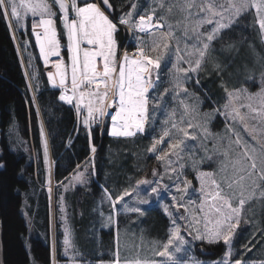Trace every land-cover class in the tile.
<instances>
[{"label":"snow or ice","instance_id":"obj_1","mask_svg":"<svg viewBox=\"0 0 264 264\" xmlns=\"http://www.w3.org/2000/svg\"><path fill=\"white\" fill-rule=\"evenodd\" d=\"M224 3L217 4L216 0H205V3L199 8V12L193 14L191 9L197 5L195 0H185L181 11L188 10V16H201L197 19L192 28L193 35L188 36L187 25L185 26L184 37L193 40L191 50L185 44L186 55H181L179 49L180 40L175 36L173 24L169 23L164 16L157 17L158 8L163 9L164 0H159L158 7H153L151 11L135 16L137 4L132 5V9L123 13L118 20L111 18L113 16V6L109 0H102L101 3L89 2L83 0H0V15L9 21H13L17 27L25 17L30 14L33 18V35L36 37V44L39 47V56L45 65L49 63V57L60 55V41L57 39L55 17L59 16L60 22L67 34L68 53L70 61V88L69 84V66L62 60H58L52 66L55 72H48V83L53 87H59V100L76 109L77 118L86 111L87 115L83 117V125L91 128L94 124H102L105 115L109 114V108H115V114L111 116L112 127L110 135L113 137H135L138 134H144L149 129L155 130V113L166 109L165 94L159 97L153 96L149 99L151 92L160 84V69L162 64H166L170 58L173 49L169 41L176 40L177 57L169 70L170 88L165 89V93L172 94L173 102H178L183 111L173 107L171 111L166 112V119L162 122V130L159 138L153 137L151 146L147 149L149 153L155 154L162 142L167 138L168 151L163 155H157V162L161 163L165 171L163 174L153 169V176H159V180L149 181L142 179L137 181L136 186L131 190H124L115 198L105 188L104 197L111 204L113 211L117 210L118 204H123V211L127 213H138L143 215L141 207H130L124 203L125 197L130 195L137 196V203L140 205L148 204L149 199L139 197V188L141 185H153L149 196L159 198L161 190L168 191V185L162 184L163 177L167 175L169 180L175 186V190L180 194L179 199L176 195L171 196L172 206L177 211H171L168 204H164V211L168 215L171 226L168 239L162 245V249L154 253L155 259H137L135 261H125L124 264H201L194 257L187 254L191 251L189 245L194 246L196 242L201 244H218L223 242L227 250L220 261H212L211 264H256L242 259L230 260L233 254V241L241 223L247 224L243 212L246 203L253 199H264V79L261 81V89L255 94H247V103H241L242 93H247L246 89L226 91V103L220 108L214 109L210 113H205L206 119L203 128L200 124H193V113H198V106H191L181 96L189 95L188 89L184 87L189 83L192 74H198L213 50V42L222 38V31L228 30L239 19L247 14L251 9H255L257 14V23L264 34V0H226ZM54 7L58 11L54 10ZM219 9V10H218ZM171 6L168 11L171 12ZM23 13V14H22ZM71 13V15H70ZM227 16V22L225 17ZM39 17L38 21L36 18ZM214 25L211 31L205 34L201 31L204 25ZM119 26H124L128 32L135 37L136 50L132 55L127 51L122 56L119 55V45L116 34ZM11 27V24L9 25ZM180 27L179 23L175 28ZM43 29V32L37 29ZM167 31H164V29ZM142 35L149 37L148 40L142 39ZM161 40L164 42L161 44ZM82 44L90 47L83 48ZM155 52L153 57L150 53ZM193 57L195 59H193ZM31 54H29L28 67H31ZM98 60L102 63V70L98 67ZM188 64V67H181V63ZM219 69V65L216 66ZM27 75V74H26ZM264 77V73H261ZM32 80L37 79L34 72ZM199 84V80L196 81ZM94 86V87H93ZM39 85L37 84V88ZM254 97H259V107H254L251 101ZM199 100V97H197ZM35 102V99L34 101ZM247 110V111H245ZM179 113V119H176ZM216 116H223L226 123V130L235 136L233 141L231 137L227 138L228 147L217 155L223 156L224 160L218 163L217 171L221 173V179L217 180V172H197L196 179L200 182L199 203L188 201L186 205L184 199L187 196L191 181H180V176L186 167L180 163L184 159L185 153L195 152L196 145L189 144V140L199 141L200 136L204 137L200 141L201 147L204 143L214 136L208 129V123ZM256 120L257 123L249 127V122ZM229 122H231L229 124ZM186 125V126H185ZM232 125H242L244 131L252 137L255 144L250 145L241 137ZM197 129L200 132L197 133ZM192 130V131H189ZM91 138V132H89ZM258 137H261L258 139ZM41 139L44 149L45 164L48 160V144L45 139L43 126H41ZM225 137H219V143H225ZM174 142H171L173 141ZM233 143L237 148L242 149L236 159L231 160V175H229L230 158L229 149ZM215 148V144H214ZM96 149L93 147L92 152ZM205 152L207 148L205 147ZM175 157V159H172ZM207 161H214L213 156H206ZM193 160L192 167L195 170L198 163ZM179 165V168L174 165ZM87 169V162L83 165ZM81 165H77L75 175L72 180L78 184H85L87 180L85 173L80 172ZM176 179L172 180V176ZM247 181V183H246ZM51 191V189H49ZM257 193L259 196L257 197ZM184 208V214L179 213V209ZM192 209L190 212L189 209ZM63 210V209H61ZM103 215V213H101ZM109 223L113 221L110 215L107 217ZM182 230L188 234L190 239L182 235ZM65 245H68L67 234ZM67 253V247L65 249ZM178 253H183L187 259L178 257ZM74 259V257L70 258ZM109 264H121L119 252L116 258L109 261ZM264 264V261L260 262Z\"/></svg>","mask_w":264,"mask_h":264},{"label":"rangeland","instance_id":"obj_2","mask_svg":"<svg viewBox=\"0 0 264 264\" xmlns=\"http://www.w3.org/2000/svg\"><path fill=\"white\" fill-rule=\"evenodd\" d=\"M112 4L115 8V15L111 18L118 20L119 17L132 9L133 4H137L138 7L135 12V16L138 19L139 15L145 14L146 12L151 11L153 7H158L159 0H112ZM19 2V0H17ZM49 3H52V0H48ZM89 2L96 3L98 0H89ZM100 2V0H99ZM78 3L82 4L83 0H78ZM101 3V2H100ZM196 7L191 9L192 13H198L199 8L205 3V0H195ZM217 4L224 3L225 7H227L226 0H216ZM185 4V0H164L163 9L157 10V17L164 16L167 21L173 24L175 29V36L179 38V49L181 55H186L185 53V44L189 46V50H191V45L193 44V40L186 39L184 37L185 26L187 25L188 36L191 37L193 35L192 28L195 26V22L197 19L202 18L201 16L193 15L192 17L188 16V10L185 9L181 11V7ZM102 6V4H101ZM171 6V12L168 11V8ZM103 7V6H102ZM55 11H58L57 8L54 7ZM219 10V9H218ZM23 14V13H22ZM71 15V13H70ZM39 17L36 18L38 21ZM8 29L10 31V35L12 40L15 42L18 56L23 64L25 73L27 74V78L30 80L29 87L32 89L31 80L32 74L35 72L37 74V79L35 80L38 83L39 80V72L38 66L36 64V60H38L43 68L44 76L48 83L47 73L55 72V68L52 66L58 60H62L66 65L69 66V88H70V61L68 59V40L67 34L61 24L62 32L66 38V54L67 58L64 59L61 47L59 49L60 55L59 57L52 56L49 57V63L45 65L44 61L39 56V47L36 44V37L33 35V18L30 14H28L25 19L21 22V25L17 27L13 21H9L6 19ZM227 22V16L225 17V21ZM179 23L180 27L178 29L175 28L176 24ZM11 24V27L9 25ZM214 25H204L201 31L205 34L211 31V27ZM123 28L127 33V42L129 43L132 39L135 44V47L129 49L125 44L122 48L118 49L119 55L122 56L125 51L128 52L129 55H132L136 50L135 37L132 36L128 30L124 26H119V28ZM248 30L250 32L249 38L250 41H246L249 47H235L236 55L232 56L227 51L229 50V46H232V43L229 40L230 34H236V32ZM37 31L43 32V29L38 28ZM57 39L59 30H57ZM164 31H167L165 28ZM118 35V33H117ZM144 40H148L149 37L146 35H142L141 37ZM117 39V36H116ZM161 44L164 42L160 41ZM256 43L259 44L261 50L256 48ZM170 47L173 49L170 58L166 64H162L164 68V73L160 76V84L158 87L151 92L149 99L153 96L159 97L161 94H165L166 100L165 105L166 109L162 111H157L155 113L156 120L155 124V133L152 129H149L146 133L149 135L147 139H141L138 135L135 137H114L120 140H126L129 145L131 143H135L139 145L138 150H130L129 148H125L124 154L111 153L110 161L115 164H119L118 171H114L111 169L110 173L107 174V187H105L99 181V186L94 192L93 183L98 180L96 177L97 173L94 168L95 164V153L92 152V148L96 149V146H92L91 148V156L87 160H83L78 165H81L79 171L85 173V178L87 183L78 184L72 180V177L75 175V170L77 169V165L67 174L66 178L60 181H55V172H54V161L51 153H50V145L45 132L43 121L41 120L40 126H43L45 139L48 144V160L49 164H45L44 160V149L41 139L42 151L38 153L36 149L24 138L21 131L18 129L17 125L14 124L9 130V135L7 132V138L9 142V146L15 152L20 153L25 156L27 163L26 167L32 165V174H29L26 178L28 182L35 181L36 184L32 185L30 189H27L23 195V206L21 207V213L24 217V222H26V249L28 255V261L26 264H41V262L37 261L30 249V241L33 239H38L49 247L50 250V264H109V261H112L116 258L117 251L119 252V259L121 264H124L125 261H135L137 259L145 260V259H155L160 260L161 258L155 257L154 253L162 249L163 243H165L168 239L169 229L171 226V221L168 215L164 211V204H168L172 206L171 196L176 195L179 199L180 194L176 192L175 186L169 177L165 175L162 180V184L168 185L169 190H161L159 198L156 196H149L151 192V187H155L153 184L149 185H141L139 188V197L149 199L148 204L140 205L137 203V196L130 195L125 197L124 203H127L130 207H141L144 214L140 215L138 213H127L125 214L121 209L123 208V204L117 205V210L113 211L111 204L104 197V189L106 188L111 194L112 197L115 198L116 195H119L124 190L131 191L137 184V181L142 179H147L149 181L159 180V176H153V169L156 168L158 172L161 174L164 173L165 169L161 163L157 162L156 156L163 155L165 151H168V140L165 138V141L162 142L159 150L153 154L149 153L147 149L151 146L153 137L159 138L162 130V122L166 119V112L171 111L173 107L180 109L182 112L183 109L178 102H173L172 94L165 93L166 88H170L169 84V70L172 68V64L176 61L177 57V43L176 40L169 41ZM33 46V47H32ZM83 48L90 47L87 44L81 45ZM212 51L209 53L208 58L204 62L203 67L200 69L198 74H192L191 81L184 85L185 88L188 89L189 95L181 96L180 99H183L185 103L191 106H198V113H193L192 115L195 117L192 119L193 124H200L201 128H203L204 123L207 117H205V113H210L216 108L222 109V106L226 103L227 96L226 91L233 90H242L246 89L247 93H242L241 103H247V94H255L261 89V81L264 77L261 76V73H264V34H262L259 24L257 23V14L255 9H251L247 14H245L242 18L239 19L238 23L234 24L228 30L222 31V38L213 42ZM217 51V52H215ZM215 52V53H214ZM29 54H31V67H28L29 63ZM153 57L157 55V53H150ZM216 55L217 57L213 56ZM37 56V58H36ZM193 59H195L193 57ZM217 65H219V69H217ZM162 66L160 71L162 70ZM181 67H188V64L181 63ZM98 67L102 70V63L98 60ZM46 69V70H45ZM230 71L225 73V71ZM32 73V74H31ZM217 73L216 75H212ZM236 77H235V76ZM200 78L206 80L207 82H213L212 91L215 93L216 99H212L211 96L207 93V90L203 88L202 82ZM199 80V84H196V81ZM48 85L52 89H57V98L59 100L60 89L59 87L53 88L49 83ZM34 93V91H33ZM35 94V93H34ZM199 97V100H197ZM259 97H254L251 103L254 107H259ZM207 102H206V101ZM60 101V100H59ZM63 102V101H61ZM65 103V102H63ZM73 109H76L72 106ZM247 111V110H245ZM107 115L103 118V123L94 124L91 126V129L96 128L99 133L102 135L106 130L108 135H110V130L112 127V119L111 116L115 114V108H109ZM87 115L86 111L79 118V125H83V117ZM77 118V113H76ZM176 119H179V113L177 114ZM78 121V118H77ZM231 122H229L230 124ZM256 120H252L249 122V127L256 124ZM186 126V125H185ZM208 129L212 134H219L218 136L210 137L205 143L204 147L199 146L200 141L204 140L203 136H200L199 141L189 140V144L196 145V149L194 153H191V159L189 158V153H185L184 159L180 163H184L186 165L183 175L180 176V181H184L185 179L191 181V185L189 187L187 196L184 199V203L187 205L188 201H195L197 204L200 200L199 189L200 182L196 179L197 172H217L216 179H221V173L217 171L218 163L224 160L223 156L217 155V152L223 151L228 147L227 138L231 137L234 141L235 136H233L230 132L226 130V123L223 116H216L214 119L208 123ZM233 128L236 129L243 137L245 141H247L250 145L255 144L256 142L252 140V137L249 136L247 132L244 131V127L242 125H232ZM260 127L264 128V125H260ZM31 129V127L29 128ZM192 131V130H189ZM197 133L200 132V129L196 130ZM153 132V134H150ZM111 136V135H110ZM225 137V143L221 145L219 143V137ZM113 137V136H112ZM10 138V139H9ZM122 138V139H121ZM261 137H258V139ZM171 142H174L171 141ZM215 144V148H214ZM205 147L207 148V152H205ZM242 149L237 148L233 143L232 147L229 149L230 158L227 163H229V175H231V160L236 159L238 154L241 153ZM96 152V151H95ZM2 153V149L0 146V156ZM130 153V154H129ZM206 156H213L214 161H207L205 159ZM130 157V159L123 160V158ZM172 159H175L173 157ZM195 160L196 162H200L204 160L203 163H198V167L194 170L192 167V162ZM87 162V169L83 166ZM129 165L131 168V172H127L125 174V180L122 183V179L124 177V173H120L122 166L124 169ZM3 165L0 162V169H2ZM174 167L179 168V165H174ZM137 168V172L133 173V170ZM24 171V170H23ZM176 177L173 175L172 180H175ZM247 183V181H246ZM51 189V191H49ZM84 189V190H83ZM83 190V191H82ZM87 191L90 197H94V204H92V209L90 213H86V217L83 212L77 207L74 209L72 206V195L77 193L80 195V192ZM259 193H257V197ZM31 199V200H30ZM46 200V212H47V229L38 230L37 227L42 223V214L40 210L43 208L41 202ZM63 209V210H61ZM149 209H156L163 213L168 219V227L167 232L164 237L157 238L149 236V234H144L142 232L141 226L139 225V220L143 218L145 213L149 211ZM171 211L174 213L177 211L175 206H172ZM191 212L192 209L190 208ZM103 213V215H101ZM180 214H184V208L179 209ZM113 217V221L111 223L108 222L107 217ZM243 217L248 221L247 224L241 223L235 239L233 241V254L229 258L230 260L242 259L248 262H256V264H260V262L264 261V199L256 198L252 201L246 203ZM87 218V219H86ZM104 230L106 232V240L103 246L95 251V256L92 257L89 253L84 250V246L90 242L91 236L96 235V233L100 234L101 231ZM114 232V236H112L111 232ZM67 234L68 245H65V237ZM182 235L185 236L186 239H190L188 234L182 230ZM96 237H93L95 239ZM25 243V242H24ZM92 243V242H90ZM220 244L222 246L221 253H217V256L214 255L216 253V249L213 246ZM218 244H207L200 242H196L194 246L189 245L191 247V251L187 254L188 256L194 257L195 260L200 261L201 264H211L212 261H220L224 257V253L227 250L226 246L223 242ZM209 247L207 252L211 253V256H203L198 252L199 246ZM67 247V253L65 249ZM202 248V247H201ZM204 248V247H203ZM204 250V249H203ZM213 253V254H212ZM178 257H183V253H178ZM74 257V259H70Z\"/></svg>","mask_w":264,"mask_h":264},{"label":"trees","instance_id":"obj_3","mask_svg":"<svg viewBox=\"0 0 264 264\" xmlns=\"http://www.w3.org/2000/svg\"><path fill=\"white\" fill-rule=\"evenodd\" d=\"M111 5L115 11L114 5ZM115 13L113 12V16ZM56 28L59 30L58 38L60 47L64 52V59L66 54V38L61 29L59 16L55 17ZM250 32L248 30L230 34L229 37L232 46H229L227 51L232 56L236 55L235 47H249L246 41H250ZM117 42L119 49L125 44L129 49L135 47L133 39L128 43L127 33L123 28H119ZM256 48L261 50V47L256 43ZM33 47V46H32ZM217 52V51H215ZM214 52V53H215ZM217 57L216 55H213ZM37 58V56H36ZM39 72V82L31 80L33 83L29 87L30 80L27 78L23 64L18 56L15 42L12 40L6 19L0 15V146L2 153L0 162H2V169H0V222L2 229V247L4 252V264H26L28 261L26 249V227L21 213L23 206V195L27 189L35 183V181L28 182L27 176L32 174V165L26 167L27 160L24 155L15 152L9 146L7 132L12 125L16 124L18 129L24 135L25 139L37 150L38 153L42 151L41 145V120L43 121L45 132L50 145V153L54 161L55 181H60L66 178L67 174L85 158L89 157L92 146H96L95 164L96 177L98 178L94 186V192L102 183L107 187V174L111 169L118 171L119 164L110 161V154H124L125 148L130 150H138V144L127 143L126 140H120L108 135L105 130L101 135L96 128L88 130L83 125H79L75 110L57 98V89H52L48 85L44 76L43 68L38 60H36ZM230 71H225L226 75ZM161 75L164 73V68L160 71ZM32 74V73H31ZM214 73L212 75H216ZM160 75V76H161ZM235 76V75H234ZM236 77V76H235ZM202 86L207 90V93L212 99H216L215 93L212 91L213 82H207L200 78ZM37 84L39 87L37 88ZM163 84V82H162ZM160 84V85H162ZM35 99V102H33ZM206 101V100H205ZM207 102V101H206ZM31 127V129H29ZM156 130H154L155 133ZM91 132V138L89 137ZM150 134H153L151 132ZM147 133L138 135L141 139L146 140ZM10 139V138H9ZM122 139V138H121ZM124 149V150H123ZM130 154V153H129ZM88 159V158H87ZM130 159L124 157L123 160ZM24 170V171H23ZM124 173L122 183L127 180L125 174L131 172L129 165L122 166L120 173ZM137 172V168L133 173ZM26 177H25V176ZM99 181V182H98ZM100 187V186H99ZM84 190V189H83ZM82 190V191H83ZM80 192V195L74 193L72 195V206L74 209H79L86 217V213H90L92 204H94V197H90L87 191ZM31 200V199H30ZM42 209V223L38 225V230L47 229V212L46 200L41 202ZM87 219V218H86ZM168 219L159 210L149 209L142 219L139 220L142 232L149 234V236L161 238L166 235L168 227ZM114 236V232H111ZM93 237H96L93 239ZM91 236L90 242L84 246V250L92 257L106 240V232L101 231L100 234ZM30 249L34 258L41 262V264H50V250L47 244L38 240L31 239ZM25 242V243H24ZM199 246L198 252L203 256H211L209 253L202 254ZM217 253H221L222 246L220 244L213 246ZM209 247H205L208 249Z\"/></svg>","mask_w":264,"mask_h":264},{"label":"water","instance_id":"obj_4","mask_svg":"<svg viewBox=\"0 0 264 264\" xmlns=\"http://www.w3.org/2000/svg\"><path fill=\"white\" fill-rule=\"evenodd\" d=\"M100 2L102 4V0H100ZM109 3H110V0H109ZM102 6L105 7L103 4H102ZM200 249H201L202 254H204V255L209 253V252H207V249H205L203 247L200 248ZM209 254H211V253H209ZM214 255H215V253H214ZM3 259H4V252H3V247H2V229H1V226H0V264H4Z\"/></svg>","mask_w":264,"mask_h":264},{"label":"crops","instance_id":"obj_5","mask_svg":"<svg viewBox=\"0 0 264 264\" xmlns=\"http://www.w3.org/2000/svg\"><path fill=\"white\" fill-rule=\"evenodd\" d=\"M46 66L43 67V69L45 68ZM46 70V69H45ZM91 156V155H90Z\"/></svg>","mask_w":264,"mask_h":264},{"label":"flooded vegetation","instance_id":"obj_6","mask_svg":"<svg viewBox=\"0 0 264 264\" xmlns=\"http://www.w3.org/2000/svg\"><path fill=\"white\" fill-rule=\"evenodd\" d=\"M22 217H23V215H22ZM23 219H24V217H23ZM205 248V247H204Z\"/></svg>","mask_w":264,"mask_h":264},{"label":"bare ground","instance_id":"obj_7","mask_svg":"<svg viewBox=\"0 0 264 264\" xmlns=\"http://www.w3.org/2000/svg\"><path fill=\"white\" fill-rule=\"evenodd\" d=\"M0 226H1V222H0Z\"/></svg>","mask_w":264,"mask_h":264},{"label":"built area","instance_id":"obj_8","mask_svg":"<svg viewBox=\"0 0 264 264\" xmlns=\"http://www.w3.org/2000/svg\"><path fill=\"white\" fill-rule=\"evenodd\" d=\"M94 87V86H93Z\"/></svg>","mask_w":264,"mask_h":264}]
</instances>
